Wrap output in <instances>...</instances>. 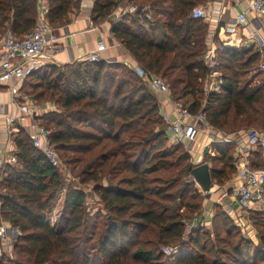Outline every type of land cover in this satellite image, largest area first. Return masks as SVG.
I'll return each mask as SVG.
<instances>
[{
	"label": "trees",
	"instance_id": "trees-1",
	"mask_svg": "<svg viewBox=\"0 0 264 264\" xmlns=\"http://www.w3.org/2000/svg\"><path fill=\"white\" fill-rule=\"evenodd\" d=\"M122 1L93 0L92 19L105 20ZM204 1L213 0H127L140 8L121 16L112 33L142 69L167 82L175 100L190 97L185 106L194 115L204 114L210 126L229 133H264L260 51L219 49L221 89L204 91L212 70L204 61L210 27L192 17ZM43 2L0 0V39L7 31L17 37L29 33ZM48 5L47 20L56 30L69 24L82 0H48ZM48 68L34 72L20 91L37 103L50 99L58 104L61 112L44 114L41 124L52 131L61 161L67 160L73 173L79 169L75 177L81 187L67 189L52 225L49 217L64 188L59 169L24 130L13 134L17 162L2 171L0 220L20 236L12 254L0 256V264H264V217L258 245L243 237L235 241L233 227L220 230L214 241L205 227L187 229V221L202 207L190 179L195 167L188 152L178 154L182 145L171 146L159 101L144 78L124 64L105 61ZM253 71L262 76L255 85L246 78ZM225 151L212 159L222 164L211 169L213 182L219 184L237 172L231 152ZM83 186H92L106 212L103 221L101 210H88ZM263 212L257 211L258 216ZM172 245L178 255L160 252Z\"/></svg>",
	"mask_w": 264,
	"mask_h": 264
},
{
	"label": "crops",
	"instance_id": "crops-1",
	"mask_svg": "<svg viewBox=\"0 0 264 264\" xmlns=\"http://www.w3.org/2000/svg\"><path fill=\"white\" fill-rule=\"evenodd\" d=\"M92 1L87 0L78 12L71 13L69 15V24L56 28V35L60 38V43L65 46V51L58 54L55 60L53 62L51 61V63L45 67L51 66L63 68L67 65H73L78 61L90 62L87 60L88 56L96 50L98 42L103 41L106 45V49L100 54L101 61L124 64L137 75L145 79L148 88L159 101L160 114L169 125L166 129V133L170 136V123L174 120L173 101L161 95L156 89L151 87L147 79L143 77L144 72L141 73L137 69L141 67L136 58L120 41L114 38L112 33L114 23L119 20H116V18L113 17L114 12H116L120 6L124 8L117 10V14L122 13L123 10L135 5L128 4L127 0L122 1L121 5L114 9L105 20L95 21L92 19ZM250 2L251 0H213L212 5L208 7L205 6L209 15V19L205 22L210 27L208 49L205 56L211 53V55L214 56L215 61H217L218 50L223 47H253L256 51L262 53V61L260 65L262 68L264 64V31L258 29L259 24L258 20L255 18V14L249 12V17L252 21L249 25H240L237 22V16L242 11L248 10ZM43 5L49 9L48 0H44ZM136 6L140 8L139 5ZM142 9L146 8L144 7ZM205 64L208 66L206 62ZM261 68H259V71H263ZM216 69L217 66L211 70V74L204 82V91L206 93L219 92L221 89L222 79L220 73L217 72ZM259 71H253L247 75L246 78L248 81H252V85L258 84L262 80ZM25 96H27V100H23L21 103H36L30 95L25 94ZM40 108H44L43 110L46 109L47 111L50 110L49 108L51 107L48 104H43ZM14 112V109L8 105L0 110V161L10 154H13L16 149L6 129L8 114ZM24 131L30 136V134L34 133L35 128L31 126L29 127V130L25 129ZM249 131L229 133L225 130L210 126L206 121L205 123L199 124V132L196 140L192 143H185L182 145L187 148V152L191 157V163L194 167L207 163L210 166V169L222 166V164L218 163L215 165L212 159L221 157L222 153L226 152L225 150L228 149V151L231 152L234 165L238 172L241 163H246L252 167H260L259 165L262 166L263 163L258 147L249 143L246 138ZM261 133L264 135L263 132ZM2 169L3 166L0 163V177ZM237 172L232 175L229 181L223 184L214 182L215 187L219 188L213 190L209 195V202L221 206L219 201L221 194L224 190H229L234 184H236ZM236 206L237 205L235 204L228 206L227 211H229L231 207L236 208ZM224 208L227 209L225 205ZM237 208L240 209L239 207ZM57 219L51 224L54 225ZM2 222L9 227L8 235L10 236V240H2L0 244V256L3 253H7L9 250L10 242H13L11 238L14 236L18 238L20 236L19 230L13 229L10 224L4 221Z\"/></svg>",
	"mask_w": 264,
	"mask_h": 264
},
{
	"label": "built area",
	"instance_id": "built-area-1",
	"mask_svg": "<svg viewBox=\"0 0 264 264\" xmlns=\"http://www.w3.org/2000/svg\"><path fill=\"white\" fill-rule=\"evenodd\" d=\"M86 1L82 0V5ZM120 8L123 7L120 6ZM137 10H139V7L136 5L123 10L122 13L117 14L116 10L113 17L118 20L121 16L134 13ZM48 12L49 9L42 4L37 23L29 33L23 37H17L12 31H7L0 39V110L8 105L15 111L14 113L8 114L6 129L10 135L18 133L20 130H29L31 126L34 127V133L30 134L33 146L45 156L50 165L59 169L62 161L52 144V131L36 120L39 114L44 112L41 108L34 105L33 102L21 103V101L27 100V96L23 95L20 91L22 84L27 78L34 72L49 65L51 61L53 62L55 60L58 54L65 51V46L60 43V38L56 35V30L51 27L47 20ZM249 12L255 14L259 28L264 31V0H251L248 10L242 11L237 16L238 24L249 25L252 23ZM192 17L207 21L209 19L208 10L203 7H195L192 11ZM105 49V43L103 41L98 42L96 50L88 56L87 60L91 63L100 62V54ZM205 62L212 70L218 64L211 53L205 56ZM262 68L264 69V64ZM137 69L141 73L144 72L143 77L147 79L151 87L173 101L174 120L170 123V144L182 145L194 142L199 132V124L207 121L205 115L202 113L194 115L185 106L183 101L175 100L171 94L169 85L164 79L142 68ZM246 138L249 143L258 147L264 164V135L259 130L254 129L247 133ZM14 153L0 161L3 166L2 171L6 165L16 164L17 161ZM1 181L2 177H0V183ZM263 198L264 167L257 168L249 166L246 163H241L237 172L236 184L231 189L224 190L219 201L227 206L235 204L240 209H250L254 205L262 203ZM8 234L9 227L0 220V244L2 240H10ZM177 250L176 246H163L160 252L166 256H173Z\"/></svg>",
	"mask_w": 264,
	"mask_h": 264
},
{
	"label": "rangeland",
	"instance_id": "rangeland-1",
	"mask_svg": "<svg viewBox=\"0 0 264 264\" xmlns=\"http://www.w3.org/2000/svg\"><path fill=\"white\" fill-rule=\"evenodd\" d=\"M204 1L202 4L198 5L197 7H203L205 8V6H210L212 5L213 1L211 2H207ZM124 8V7H123ZM119 10V8L117 9ZM211 16V15H210ZM258 29H260L258 27ZM261 30V29H260ZM76 63H81V62H76ZM51 66L46 69L50 70ZM261 68V67H260ZM261 70L264 71L263 68H261ZM262 78V76L260 77ZM163 79V78H162ZM25 92L30 94L31 89H29L27 87V85L24 88ZM23 95H25L24 93H22ZM46 100V99H44ZM184 102L188 103L191 101L190 97H187L186 99L183 100ZM43 104H48L50 105L51 108H49L50 110H43L44 113L39 114V116L37 117V122L41 123V117L46 114V113H51V112H57L60 113L61 109L59 108L58 104L54 101H50V99H48V101H42L40 103H35L34 105H36L37 107L40 108V106H43ZM169 126V125H168ZM258 130V129H256ZM8 132V131H7ZM9 134V132H8ZM11 140L13 141V134L10 135ZM14 144V142H13ZM172 147H175V145H171ZM183 152H187V148L184 147L183 145L180 147L179 153H183ZM177 154V155H178ZM65 161L64 158L62 159V165L59 168V172L61 174V177L63 179L64 182V188L60 191V193L58 194L57 197V201L54 207V210L52 212V214L49 217L50 223H54V221L59 217L60 213L62 212L63 209V199L65 197L66 191L67 189H69L70 187H81L78 183V179L75 177L78 174L79 169L76 172H72V167L69 166ZM191 179V178H190ZM194 183V182H193ZM83 189H85V192L88 194V198H87V205H88V210L91 211L93 214L98 213L100 210L101 212V218L102 221L106 218V212L103 211L101 208L102 206L98 203V198L95 196V194L93 193V189L92 186H83ZM196 188L198 189V193H200V198L199 200L202 203V207L200 212L198 213V215H196L194 217V219L187 221V229L190 231L192 230V228L194 229H200V228H206L207 230H209V232L212 234L213 236V241L218 237L217 235H220V230L222 232H224V230L226 231L228 228L233 227L234 229V233L237 235L235 239V241H237L239 238H244L247 241L250 242H254L256 245L259 244V231L262 232L261 230V222H262V218L264 217L263 214H261L260 216H258L259 213H257V211L263 210L264 211V203H260L259 205H254L252 208L250 209H238L237 206L235 207H231V209L229 211L228 210V206L230 205H225L227 209L224 208V204H222L220 202V205H217L216 203L212 204V202L210 201L209 196H207V194H204L201 190V188L199 186H197L196 184ZM219 187H215V183L213 182V188L210 192V194L212 193L213 190L218 189ZM3 192V190H2ZM209 202V203H208ZM264 213V212H263ZM258 216V218L256 217ZM218 217H222L223 219H220ZM226 221V222H225ZM226 224L227 226L222 227L223 224ZM223 228V229H222ZM218 229V232L217 230ZM224 233H221V237H224ZM11 240H13V242H10V246H9V250L7 251V254H12V243L14 244V241L17 240L16 236H14L13 238H11ZM172 246H176V245H172ZM178 255L179 254V250H177L176 252Z\"/></svg>",
	"mask_w": 264,
	"mask_h": 264
},
{
	"label": "water",
	"instance_id": "water-1",
	"mask_svg": "<svg viewBox=\"0 0 264 264\" xmlns=\"http://www.w3.org/2000/svg\"><path fill=\"white\" fill-rule=\"evenodd\" d=\"M191 182L196 183L209 196L213 188L210 166L207 163L196 166L191 172Z\"/></svg>",
	"mask_w": 264,
	"mask_h": 264
}]
</instances>
